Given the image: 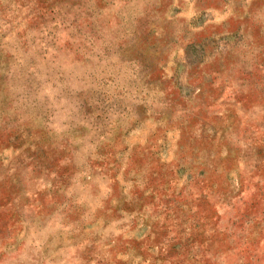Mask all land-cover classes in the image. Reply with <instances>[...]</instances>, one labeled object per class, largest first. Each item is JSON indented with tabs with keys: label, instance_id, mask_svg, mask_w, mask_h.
I'll return each mask as SVG.
<instances>
[{
	"label": "rangeland",
	"instance_id": "1",
	"mask_svg": "<svg viewBox=\"0 0 264 264\" xmlns=\"http://www.w3.org/2000/svg\"><path fill=\"white\" fill-rule=\"evenodd\" d=\"M0 264H264V0H0Z\"/></svg>",
	"mask_w": 264,
	"mask_h": 264
}]
</instances>
